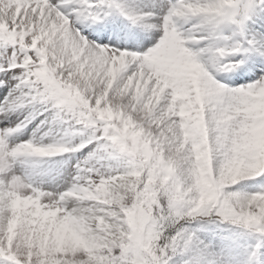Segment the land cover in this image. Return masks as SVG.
<instances>
[{
	"label": "snow or ice",
	"instance_id": "snow-or-ice-1",
	"mask_svg": "<svg viewBox=\"0 0 264 264\" xmlns=\"http://www.w3.org/2000/svg\"><path fill=\"white\" fill-rule=\"evenodd\" d=\"M0 264H264V0H0Z\"/></svg>",
	"mask_w": 264,
	"mask_h": 264
}]
</instances>
